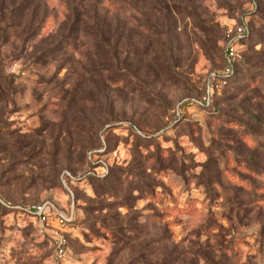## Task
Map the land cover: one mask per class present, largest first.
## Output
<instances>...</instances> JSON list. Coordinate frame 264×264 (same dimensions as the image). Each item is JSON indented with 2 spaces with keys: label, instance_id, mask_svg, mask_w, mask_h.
Listing matches in <instances>:
<instances>
[{
  "label": "rangeland",
  "instance_id": "1",
  "mask_svg": "<svg viewBox=\"0 0 264 264\" xmlns=\"http://www.w3.org/2000/svg\"><path fill=\"white\" fill-rule=\"evenodd\" d=\"M104 1L74 50L79 0H0L24 15L0 33V264H264L263 88L222 78L264 0ZM44 201L75 213L62 260L21 211Z\"/></svg>",
  "mask_w": 264,
  "mask_h": 264
},
{
  "label": "trees",
  "instance_id": "2",
  "mask_svg": "<svg viewBox=\"0 0 264 264\" xmlns=\"http://www.w3.org/2000/svg\"><path fill=\"white\" fill-rule=\"evenodd\" d=\"M86 1L87 0H79L80 10H79V8L76 9V12L74 13V19H73L72 25L70 26V29H69V33H68V35L65 36V38H66V39L64 38L65 40H62L61 42H59L57 47H60L61 49L63 47V49H65L64 46H68L69 48H73L74 50H76V48H77L76 43L78 41L79 34H80V26L82 27L83 25H90L91 24V25H93V28L97 29L98 31L101 30L103 24L106 22V20L104 19L105 1L104 0H94L93 4L91 5L92 6L91 10H90L91 12L88 11L87 4H85ZM1 7L2 8H0V18H1L0 21L3 22V25L0 23V33L3 32V36H5L4 34H7V32L13 28V26L10 25V22H15L17 20L21 21V20H23L22 17L24 15L19 16V18L15 20V18L13 19V17L15 15V11L18 10L17 7L12 6V8H7V7H4L3 4ZM258 11H259V9L255 13L250 14V16H249L250 21L248 23L250 33L239 41V43H238L239 45L247 46L250 43H254V46L262 45L264 47V26L262 28H259L257 25H255V26L253 25V17L257 16ZM259 18L264 20V11H262V14L259 16ZM99 42L101 44H104L106 41L104 42L103 40H101ZM57 47H55L54 49H52V48L47 49L43 56L46 58L50 57L51 59H54L56 57L55 53H56ZM244 56H240L239 58L238 57L236 58V60L234 62V72L226 80L227 87H229V86L235 84L237 81H239L240 75L242 74L241 70H240V66L242 64H245L247 73L249 74V80H248L249 85L253 84L255 86H258V88L262 87L263 88L262 90L264 93V53H260L259 55L258 54H252L251 56H249L247 58V61H246ZM249 62H250V65H248ZM258 69H260V71ZM10 81L12 82V80H10ZM224 93H225V91H224ZM224 93H223V95H224ZM223 95L222 94L219 95L218 92L211 93L210 104L208 106H203V108H205V110L212 109L215 106L216 101L219 100L221 97H223ZM185 107H186V105L182 104L181 107L178 109V111H180V115L182 114V111L185 110ZM245 134L247 135V133H245ZM252 140H254V139H251V138L249 139L250 142H254ZM234 162L236 165L241 166L242 170H244L246 173H249V174L254 175V176L255 175L261 176L260 174L256 173L255 168H253L249 164H245L244 162H242L240 164L236 160H234ZM95 177L103 180V179L108 177V174L95 175ZM237 179L244 186L250 188V190L255 189V186H256L255 184H253L251 182L248 183L246 180L240 178V176H238ZM0 202L5 207H9L7 203H4L3 201H0ZM40 203H37V204H40ZM33 205H35V204H33ZM29 206H31V205L25 206L24 208L21 209V211L32 220V224H33L35 233L37 235H39L37 232V229H36V219L27 210V208ZM75 223H76V221L70 222L68 227L73 228ZM43 238H45V237H43ZM47 240L50 243L52 242L48 238H47Z\"/></svg>",
  "mask_w": 264,
  "mask_h": 264
},
{
  "label": "built area",
  "instance_id": "3",
  "mask_svg": "<svg viewBox=\"0 0 264 264\" xmlns=\"http://www.w3.org/2000/svg\"><path fill=\"white\" fill-rule=\"evenodd\" d=\"M249 33L250 29L248 22L246 21L237 27H230L226 32L225 59L228 69L227 74L222 77L225 84L227 83V78L234 72V62L237 58L236 46L239 41ZM211 93H209V99L205 103L207 106L210 104ZM177 115L180 116V111L177 112ZM27 210L36 219V229L38 234L42 237H48L52 241L57 259H64L68 246L66 231L69 223L75 221L74 210H61L51 201H44L40 204L31 205Z\"/></svg>",
  "mask_w": 264,
  "mask_h": 264
}]
</instances>
